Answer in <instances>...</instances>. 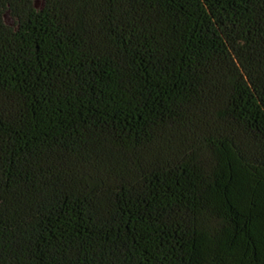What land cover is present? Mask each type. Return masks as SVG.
Listing matches in <instances>:
<instances>
[{
    "label": "trees",
    "instance_id": "1",
    "mask_svg": "<svg viewBox=\"0 0 264 264\" xmlns=\"http://www.w3.org/2000/svg\"><path fill=\"white\" fill-rule=\"evenodd\" d=\"M0 264H264V0H0Z\"/></svg>",
    "mask_w": 264,
    "mask_h": 264
},
{
    "label": "rangeland",
    "instance_id": "2",
    "mask_svg": "<svg viewBox=\"0 0 264 264\" xmlns=\"http://www.w3.org/2000/svg\"><path fill=\"white\" fill-rule=\"evenodd\" d=\"M4 20L7 24H12V18L8 13L4 14Z\"/></svg>",
    "mask_w": 264,
    "mask_h": 264
}]
</instances>
